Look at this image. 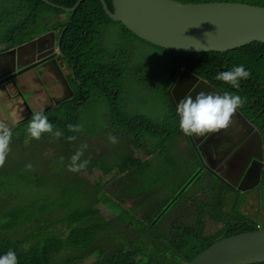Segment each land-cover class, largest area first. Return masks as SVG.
<instances>
[{
	"label": "trees",
	"instance_id": "16d2710c",
	"mask_svg": "<svg viewBox=\"0 0 264 264\" xmlns=\"http://www.w3.org/2000/svg\"><path fill=\"white\" fill-rule=\"evenodd\" d=\"M17 1L0 3V7L4 6L0 11V32L5 20L11 27L9 32L24 34L31 41L32 32H23L31 30V23L37 34L58 30L57 41L61 43L63 57L69 66L57 67H70L73 73L67 80L69 91L66 96L69 98L56 109L43 112L54 129L62 133L59 138L45 134L40 140L26 144L30 119L10 127L13 134L11 151L5 166L0 168V202H3L0 209L6 207L8 210L0 214V256L12 250L18 264H190L219 242L257 231L258 223L264 225L242 211L245 199L239 203V198H234L235 204L231 206L229 200L234 191L229 180L230 185L219 176H210L206 180L204 172L194 182L202 180L200 188L209 193V203H201L193 222L186 224L178 220L189 206L182 199L190 186L174 199L179 191L176 190L153 211L155 205L148 203L154 193L150 184L155 183L157 176L170 165L167 160L163 165L155 166L150 159L154 156L153 148L144 158L135 155V151L146 150V142L160 145L155 134L169 138L174 135V130L179 131L171 125L177 119L169 91L182 70L209 82L222 93L240 95L245 102L238 110L263 136L264 150V44L253 43L226 53L184 55L141 40L122 23L113 21L100 0H85L74 13L57 9L46 0ZM49 1L72 8L79 0ZM106 1L114 10L113 1ZM176 1L264 6V0ZM9 35L1 39L9 38ZM240 65L251 75L241 80L239 89L215 78L218 73ZM47 88L49 94L55 96L49 85ZM28 95L33 97L32 92ZM90 109H99L95 113L96 122L104 128L100 132L88 131L87 136L82 132H69L67 126L83 124V115ZM109 134L116 136L118 142L110 143ZM69 135H75L77 139L69 142ZM91 137H97L99 147L88 148L87 138ZM84 144L88 147L84 149L81 161L89 160V163L81 172L87 175L99 172L90 183L79 175L80 172L68 170L72 155ZM111 146L114 149L110 150ZM19 149L40 154L44 151L50 154L54 149L58 153L54 161L64 165L69 174L56 172L51 179L47 172L34 173L33 167L31 170L26 167L31 163L12 158ZM176 165L180 167L177 158ZM261 179L263 183L264 170ZM33 185L40 190L45 187L58 190L59 196L45 193L36 201L12 202L11 193L22 191L28 195L24 189ZM260 185L256 189H260L263 197L264 188ZM110 186L118 188L109 192ZM141 194H145L144 200L139 196ZM177 204L182 212L178 218L168 221L167 230L160 231L159 223ZM141 205L146 211L143 222L136 217L142 212ZM207 206L209 212H206ZM54 207L69 208L70 212L48 224L22 230ZM106 208L115 215L114 219H106L103 213ZM186 218V221L190 220L187 214ZM209 220L223 225L216 235H206ZM62 224L66 225L63 236L54 230ZM118 226L124 227L123 235L117 234ZM105 244L110 245V250H105Z\"/></svg>",
	"mask_w": 264,
	"mask_h": 264
},
{
	"label": "water",
	"instance_id": "95a60500",
	"mask_svg": "<svg viewBox=\"0 0 264 264\" xmlns=\"http://www.w3.org/2000/svg\"><path fill=\"white\" fill-rule=\"evenodd\" d=\"M85 0H79L72 8H65L46 0L57 9L74 13ZM103 3L108 16L115 22L122 23L132 34L141 40L164 50L184 53V55H202V53H226L238 50L253 43L264 44V7L237 2L180 3L176 0H112V10L106 0ZM55 34L48 33L23 46L22 49H33V58L40 53L51 50ZM61 48L58 46V51ZM21 51V49L19 50ZM38 51V52H37ZM17 50L14 52L16 53ZM57 57V53L52 58ZM36 63L29 70H35L49 62ZM10 72L5 73L8 75ZM8 80L1 81L0 84ZM198 84V85H196ZM196 86L193 92L190 89ZM214 92L223 95L193 74L183 71L173 89L169 91L174 97L175 105L186 95L196 92ZM190 92V93H189ZM198 92V93H199ZM30 109V108H29ZM39 109H30L29 116ZM238 118L255 133L254 142L258 155H254L251 168L237 182L233 183L238 191L246 192L258 186L261 181L260 168L257 184L245 185L255 176V167L264 165L263 136L241 114ZM20 125L24 119L20 118ZM28 120V119H27ZM26 120V121H27ZM202 172L195 174L193 180ZM264 231L246 232L231 237L212 246L190 264H263Z\"/></svg>",
	"mask_w": 264,
	"mask_h": 264
},
{
	"label": "rangeland",
	"instance_id": "374dc122",
	"mask_svg": "<svg viewBox=\"0 0 264 264\" xmlns=\"http://www.w3.org/2000/svg\"><path fill=\"white\" fill-rule=\"evenodd\" d=\"M62 18H65V15L62 16ZM0 55H5V53H0ZM44 56L46 57L43 58L42 61L49 60L52 56L51 51L44 53ZM49 63H52V62L49 61ZM28 78L32 79L33 77L32 75H30ZM54 86L57 87V84H55ZM195 88L196 86L191 88L190 92H193ZM213 88H216V87L213 86ZM30 89H31V92L33 93V99L30 102V104L33 106L34 109L43 110L44 107L49 104V99L47 98V95L45 91L43 90V87L33 82L30 86ZM51 89H53V94L56 97H59L58 100H62L63 98L66 97V94L63 90V87H61V85H58L57 88H51ZM35 90L41 92V94H36L37 91ZM198 92H196V94H198ZM191 95L193 96V94ZM26 100L30 101V98L27 97ZM170 101L175 108V102L171 99ZM22 104H23V101L14 91H0V122L10 121L12 124H15V125L16 123H20L21 121L20 118H22V108H23ZM98 110L99 109H90L86 111V113L83 115V124L90 119L87 122L85 128L83 129L84 131H82V134H84L85 136H87L88 131L100 132L101 129L104 128L103 125H97V122H96L97 114L95 113H97ZM22 119H24V117ZM236 122H239L238 119L234 120V123ZM240 125L244 130H247V134L244 136L242 140L248 139V142L247 143L243 141L241 142L240 147L237 149V154H234L235 157L230 152V149L225 150L224 146H225L226 138L221 137V136H216V134H213L211 136L212 137L211 146L215 147L217 150H220L221 148H223V150L220 153L226 156L224 158L225 160L227 159V157L232 156L230 160L231 170L228 173L229 178L227 179H230V181L232 180L233 182H237L238 175L242 171L243 167L248 168V165L245 163L248 157L247 156L248 152L245 151V149L249 145V141H250L249 135L251 134V129H249V127L248 128L245 127L242 123H240ZM87 141L89 145L88 148L99 147L97 138L96 139L87 138ZM176 141L182 142L183 147L186 148V139L184 137L178 136V138H176ZM176 141L174 140L171 143L170 151L159 152L158 154H155L152 159L155 166L163 165L165 162H167V160H168V164L170 165L167 171L157 176V180L155 183L150 184L152 188L154 189V194L151 196L148 203L155 205L153 211L158 210L159 207L164 202H166L172 195H174V192L176 190H180L181 192L184 188V187H181V183L185 181H190L191 179H193V177L196 174L195 172L198 169L197 164H190L188 166H183V167L178 168V166L176 165V157L174 156H179L181 154L177 152V149L175 147ZM231 145L235 146V141L231 142ZM179 146L180 148H182L181 143H179ZM111 149H114V147L111 146L110 150ZM186 150H188V148ZM195 150L197 154L199 155L200 150H198L196 147H195ZM136 155H141V157L143 158L145 157L144 152H137ZM171 155H174V156L172 157ZM257 155H258V151H257ZM57 156H58V153H56L54 149H51L50 154H47V152L45 151L42 152L41 154L38 151L24 152L22 149L16 150L14 154H12V158L14 159L24 161L27 163H31L33 166L34 173H38L40 171L47 172L49 176H51V179H53V173L56 174V172L57 174H62V173L69 174V171L65 169L64 165L54 161L57 158ZM260 168H261L260 164H258L257 167H254L256 179L254 180V177L252 176L251 179L245 185L246 187L254 186L257 184L258 176L260 173L259 171ZM204 173H206L205 179L207 180V178L210 177V174H207L206 170L204 171ZM79 175L85 178L86 181L92 182V178L97 177L99 175V172L94 171L93 173L88 174V175L87 173L80 172ZM189 176L191 177L188 178ZM261 183H262V179H261L260 184ZM200 187H202V180L196 181L193 185H191L188 189L184 191L183 193L184 198L182 200L185 201L186 205H189L187 209L184 211L185 213L182 212L180 204L174 205V210H172L171 213L169 212L165 216L162 223L161 222L159 223V228L162 229L160 231L167 230L165 225L168 223V221H170L171 219L178 218L181 212L182 214L178 218L179 221H184L186 224H190L191 222H193V218H195L194 214H196L200 210L201 203H203V201L205 200L204 196L206 194V191H203ZM259 187L264 188V182ZM117 188L118 186H114V187L110 186L108 191L109 192H112L111 190L116 191ZM24 190L27 192L28 195H30V198L28 197V195L24 194L22 191L11 193L10 199L12 200V202L14 203L23 202L24 203L25 200L36 201L44 197L45 193L53 194V197L59 196L58 190L47 189V187L40 190L38 187L33 185L32 187H26ZM236 194L237 196H233V198H239L237 202L242 203L245 199V205L243 206L242 210L247 215L253 218H259L261 222H264V194H263V197L260 195V189H256V191L251 190V192L247 193L246 195L244 192H238ZM178 196H179V193L175 195L174 199H176ZM193 201H195L194 205H193ZM0 203L2 204L3 202H0ZM230 203L232 206L235 204V202L232 200L230 201ZM205 209H206V212H209L208 206ZM228 210L231 211V208L229 207ZM7 211L8 210L6 207L4 209H0V214H4ZM141 211L142 212L137 213V218L141 219V222H143L145 221L146 211L142 205H141ZM260 211H261V214L259 216ZM69 212H70L69 208L65 209L62 207H54L53 209L49 210L43 215H39V217L34 219L32 224L24 227L22 230L30 229L31 227H34V226H37L43 223L48 224L52 221H55L63 217L65 214ZM103 213L105 214L106 219L108 220H112L115 218V215H112L107 208L104 209ZM186 214L187 216L190 217L189 221H186L187 220ZM209 221L210 222L207 224L206 235L207 236L216 235L217 232L223 227V225L213 220L212 221L209 220ZM54 230L57 232L58 235L63 236L64 231L66 230V225L62 224L58 229H54ZM116 232L117 234L123 235L124 227L118 226L116 228ZM122 240L123 242H125L124 239ZM104 247L106 251L110 250L109 244H105Z\"/></svg>",
	"mask_w": 264,
	"mask_h": 264
},
{
	"label": "clouds",
	"instance_id": "9594fccd",
	"mask_svg": "<svg viewBox=\"0 0 264 264\" xmlns=\"http://www.w3.org/2000/svg\"><path fill=\"white\" fill-rule=\"evenodd\" d=\"M57 36L58 34H55L54 36L53 50L47 51V52L51 51L52 53L50 61L52 62L51 64L54 65L55 74H52L50 72L49 73L42 72V68L46 64H49V62L43 64L41 67L35 70L33 69L29 70L36 63H39L43 60L40 58L41 56L40 53H38V55L36 53V58L34 60L32 56L33 49H29V48L22 49L23 46L29 44L31 41L25 43L22 47L18 49H8L5 45L0 44V53H5V55H0V66L9 67L8 72H10L9 74L12 75V79H14V82H16V85L12 87L7 84L8 81L3 84H0V91H14V92L17 91L18 93L28 95L31 91L29 93H26L23 85V80L24 78L32 75L33 79L35 80V83L43 87V90L45 91L47 97L49 98L48 105H53L58 101H60V103L65 102L64 100L65 98H63L62 100H58L59 97L51 96L47 88V85L50 86V89L57 88L58 86L54 87L55 82H57V85H61V87H63L64 92L66 91L67 93L69 91L68 86H64L65 80L63 73L61 72L63 77L62 79H59L56 75L58 74V71H61L60 70L61 67H57L58 65L69 66L63 57L62 49L58 51V46H60L61 48V43H58ZM20 49L21 51H19ZM16 50L17 52L14 53ZM55 53H57V57L52 58L55 55ZM183 71L184 70H182L181 73ZM72 73L73 71L69 67V73L66 75L67 79L71 77ZM250 75L251 72L249 70H246L243 65H240V66H234L230 70L218 73L215 78L219 81H223L226 84H230L235 89H239L241 86L240 84L241 80L248 79ZM201 81H204L207 84H209L211 87H213L209 82L205 80H201ZM222 94L223 95L216 94L214 92L201 91L196 95L195 99H193L192 95L189 94L186 95L183 99H181L177 103L174 109L177 121H174L171 124L172 128L179 129V131H182V133L184 134L183 137L190 136V138L191 136L202 137L208 134L213 135L214 133H219L222 130L227 132V130L234 123L233 118L238 116L236 113L238 112L240 114V111L238 109L243 106L245 101L240 95H235L228 92ZM29 108H30L29 106L28 108H23L24 112H22V118L28 115V119H30L27 126V135L25 138L26 144L29 143L31 140H40L45 134H52L56 138H59L62 135L60 131L54 129V125L49 121L48 116L45 115L42 111L35 112L32 115V117H30L29 110L31 108L30 109ZM11 126H14V124H12L10 121L0 122V168H3L5 166L7 162V157L11 151L10 145L12 142V135H13L12 131L10 130ZM67 127L69 132H73V133L83 131L82 124H69ZM155 136L157 137L158 135L155 134ZM96 138L97 137H91V139H96ZM76 139L77 136L75 135H69L67 137V140L69 142H73ZM108 140L110 143L113 144L118 142L117 137L111 134H109ZM145 146H146V150L141 149V151H135V155L137 152H144L145 154L147 151H151L153 143L146 142ZM87 147H88L87 144L82 145L81 149L77 150L75 154L72 155L71 163L68 165V170L70 172L78 173L86 169L89 160L81 161V157L84 155V149H86ZM150 159L152 160L153 157H150ZM26 167L27 169L31 170L33 166L31 164H28ZM202 172H204V170H202ZM228 180L230 181V179H227V181ZM230 182L231 185L234 183L232 180ZM194 183L195 182L193 179H191L190 181L183 182L181 184V187L184 188L181 192L180 190L178 191L179 195L185 190L187 186H191ZM233 187L237 189L235 186ZM237 192L240 191H238L237 189ZM139 196L141 197V199L144 200L145 194H141ZM194 202L195 201H193V205ZM256 228L260 231H264V225L262 224L258 223L256 225ZM0 264H18V258L16 256V253L12 250H9L6 254L0 256Z\"/></svg>",
	"mask_w": 264,
	"mask_h": 264
},
{
	"label": "crops",
	"instance_id": "0c3cea01",
	"mask_svg": "<svg viewBox=\"0 0 264 264\" xmlns=\"http://www.w3.org/2000/svg\"><path fill=\"white\" fill-rule=\"evenodd\" d=\"M8 1L18 3L17 0H0V3L1 4H6ZM3 9H4V6H1L0 7V11L3 10ZM29 26H31V30H23V32H32V34L34 35L33 39H35V38L38 39V38H40V37H42V36H44L46 34V33H44V34H37L36 32H34V28H33L32 23L29 24ZM9 31H11V27L9 26L7 20H5L1 24L0 44L6 45L7 48H9V49H18V48L22 47L25 43L31 41V40H29V38H26V36L24 34H16L15 32H9ZM57 31L56 30H51V31H49L47 33H52L53 32L54 34H58L59 31L58 32ZM6 34H10L9 35L10 37L9 38H6V39H1L2 36L6 35ZM33 82H35V80L33 78L32 79L31 78H28V77L24 78L23 85H24V89H25L26 93H29L31 91L30 86H31V84ZM176 82L177 81H175L174 85L176 84ZM196 85H198V84H196ZM172 87H174V86H172ZM35 91H37V90H35ZM36 94H41V92L37 91ZM235 119H238V121L244 125V123L241 121V119L238 118V116L233 118V120H235ZM239 122L233 123V125L227 130V132H225V131L222 130L221 132L214 133V134H216V136L224 137L228 141H231V142L235 141V146H236L237 143L240 142V140L247 134V130H244L241 127V125H240ZM245 127H247V126H245ZM183 135L184 134L182 133V131L174 130V135L172 137L166 138V137H163V136H160V137L157 136V138L159 139V141H161V143L158 146H156V145H153L152 146V148H153V154L154 155L155 154H158L159 152H163L164 150L170 151V149H171V143L174 140L176 141V138H178V136L183 137ZM254 137H255V133L253 131H251V134L249 135L250 141H249L248 148H251L252 147V143H253ZM161 138H164L165 140L164 139H161ZM184 138L186 139V148L183 147L182 142H180V141H176V143H175V147L177 149V152L180 153L181 155H179V156L171 155V156L172 157L174 156V157L177 158V163L180 165V167L188 166L190 164H197L198 165L197 172L200 171V170H203V169H201V168H203V165H201V157H200V154L198 155L197 152H196V150H195V147H196L195 146V143L193 142V140H191L190 136H186ZM243 142L247 143L248 142V139H244ZM179 143H181V147L182 148H180ZM187 148H188V150H186ZM250 151H252V150H250ZM236 154H237V150H236ZM247 156L249 157V154ZM248 157H247V159H248ZM247 159H246V161H247ZM254 160H255V158H254V155H253L251 157L250 161H249L248 166L249 165L251 166L253 164ZM222 186L225 187V185H222ZM251 190L256 191V187H254ZM251 190L246 191L245 195L247 193H250ZM233 191H234V193L231 194L229 203H230L231 200L233 201V199H234L233 196H236L237 195L236 193H238L234 189H233ZM209 196L210 195L207 192L205 194V196H204L205 200L203 201V203H206V204L209 203ZM244 205H245V203L243 204V206ZM260 214H261V212H259V216H260ZM249 217L252 220H255V221H258V222L260 220L259 218H253L251 216H249Z\"/></svg>",
	"mask_w": 264,
	"mask_h": 264
},
{
	"label": "flooded vegetation",
	"instance_id": "af4514ba",
	"mask_svg": "<svg viewBox=\"0 0 264 264\" xmlns=\"http://www.w3.org/2000/svg\"><path fill=\"white\" fill-rule=\"evenodd\" d=\"M53 45H54V43L51 46V51L53 50ZM8 70H9V67L0 66V81L8 79L7 84L12 87V86L16 85V82H14V79H12L11 74L5 75V73H8ZM60 70L61 71H58V74H56V75L59 79H62L63 78L62 74H61V72H62L64 75V80H65L64 86H67L68 85V81H67L68 79H67L66 75L69 73V67H64V69H63V67H61ZM42 72H46V73L50 72L52 74H55L54 73V65L51 63L46 64L42 68ZM15 93H17V95L23 101V104H22L23 108H28V106H29L31 109H34L33 106L30 104V101L33 98L31 95H24V94L18 93L17 91H15ZM65 93H66V91H65ZM194 95H196V93H194ZM70 96H72V95H70ZM27 97L30 98V101L26 100ZM66 98H69V96H66L65 99ZM172 100L174 101V97H172ZM59 104H60V101L54 103L50 107L45 106L43 110H38V112L39 111H42V112L52 111V110L56 109L59 106ZM175 107H176V105H175ZM23 108H22V112H24ZM27 119H28V115H26L24 117V121L26 122ZM211 136H212L211 134L204 135L202 137L191 136V140H193V142L195 143L196 148L198 150H200L201 165H203V168H201V169H203L204 171L206 170L207 173L210 174V176H214L217 178L222 177L225 180V182H227L230 185V183L227 181V178H229L228 173L231 170L230 160H231L232 156L227 157V159L225 160L224 158L226 156H224V154L222 155V153H220L223 150V148H221L220 150H217L215 147L211 146V140H212ZM242 139L240 140V142L237 143L236 146H232L231 142L226 139L225 146H224L225 150L230 149V152L234 155L236 150L240 147L241 142L243 141ZM250 150H252V151H250ZM245 151H247L249 154V157H248L247 161L245 162L248 165L251 157L253 155H257V150L255 148L254 140L252 143V147L251 148L247 147L245 149ZM251 166L249 165L248 168L243 167L242 171L238 175L237 181L243 175H245L246 171H248L251 168ZM254 167H255V165H254ZM261 169H262V171L264 170V165L263 166L261 165ZM231 186L233 187V184ZM233 189L235 191H237V189H235L234 187H233Z\"/></svg>",
	"mask_w": 264,
	"mask_h": 264
}]
</instances>
